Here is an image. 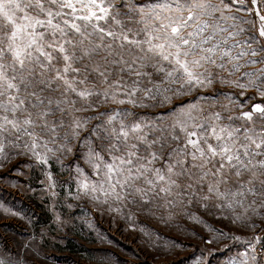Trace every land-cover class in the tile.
Returning a JSON list of instances; mask_svg holds the SVG:
<instances>
[{
	"label": "snow or ice",
	"instance_id": "snow-or-ice-1",
	"mask_svg": "<svg viewBox=\"0 0 264 264\" xmlns=\"http://www.w3.org/2000/svg\"><path fill=\"white\" fill-rule=\"evenodd\" d=\"M217 85L251 91V103ZM80 148L75 198L94 212L183 217L213 234L208 245L245 246L227 264H264V0H0V167L24 157L50 168ZM0 242L14 257L0 264L46 255L34 237L20 245L33 260Z\"/></svg>",
	"mask_w": 264,
	"mask_h": 264
},
{
	"label": "rangeland",
	"instance_id": "rangeland-1",
	"mask_svg": "<svg viewBox=\"0 0 264 264\" xmlns=\"http://www.w3.org/2000/svg\"><path fill=\"white\" fill-rule=\"evenodd\" d=\"M216 89L220 92L234 93L239 97L240 90L220 85H217ZM252 95L253 93L249 91L239 99L248 104L251 102L245 97ZM209 97L211 99V90ZM259 99L256 97L255 102H259ZM218 103L227 105L229 101L221 96L218 98ZM216 110H220L219 107ZM134 111L146 110L134 109ZM238 112L239 109L233 114ZM84 151L86 149L80 148L76 150L75 155L63 156L59 162L54 160L50 168L47 165L27 162L24 157L14 158L11 163L0 167V176L6 177L0 179V204H6L18 213L13 217L4 215L3 209H0V235L14 241L10 246L21 256L33 260L30 252L20 247L31 242L33 237L43 246L42 253L46 254H42L38 264H98L99 257L112 254H114L113 259L118 258L119 264H170L173 260H182L183 264H194L195 258L200 257L202 251L205 256L209 251L214 253L211 264H227L228 257L244 250L243 244L233 243L230 240L217 245L206 244L204 238H211L213 234L183 217H176L172 222L165 224L145 215L138 214L132 221H127L120 217L114 218L107 213L101 216L94 212L90 202L75 198V168L78 163L84 166L83 160H78L76 157ZM14 165H21V170L9 171ZM49 170L55 181V195L48 191L46 172ZM87 171L91 172V169ZM201 215L209 225L224 227L223 223L215 221L212 217L203 213ZM57 216L66 221L63 227L57 224ZM88 222H92L94 228L89 229ZM233 231L242 237L253 235L251 232L237 228H233ZM41 233L45 236L44 240H41ZM146 234H150L151 242L148 241ZM258 234L264 236V233ZM100 237H103V242ZM173 242H178L183 247L170 248V253L165 251L164 246ZM225 244L230 245L232 250L222 251ZM0 256L4 259L14 258L4 252L3 242H0Z\"/></svg>",
	"mask_w": 264,
	"mask_h": 264
}]
</instances>
